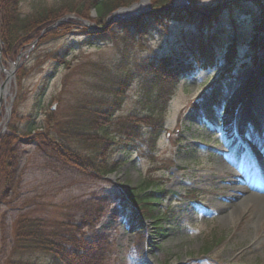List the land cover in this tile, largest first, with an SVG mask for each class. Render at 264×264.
I'll use <instances>...</instances> for the list:
<instances>
[{"label": "rangeland", "instance_id": "374dc122", "mask_svg": "<svg viewBox=\"0 0 264 264\" xmlns=\"http://www.w3.org/2000/svg\"><path fill=\"white\" fill-rule=\"evenodd\" d=\"M59 1L22 0L21 7L27 13L35 3ZM148 1L154 7L153 0ZM196 1L201 7L219 8L224 4L218 0ZM90 15L81 18L68 13L62 17L83 20L88 31L94 29L93 24L104 26L97 23L95 8ZM233 18L239 29H252L251 15L227 10L220 20L234 28ZM192 27L187 22L170 20L152 23L144 33L133 30L134 38L125 39L124 32L118 31L109 40L93 43L87 42L93 34L74 27L65 36L33 43L16 60L4 57L1 42L0 84L7 78L6 70L18 63L9 93L0 102L1 148L7 155L8 146L18 149L10 156L13 163L9 186L0 189V264H6L10 256L15 221L25 214L41 217L67 250H76L80 264H163L165 260L168 264H264V50L255 53L241 45L243 58L234 76L229 75L223 82L217 79L226 63L223 57L211 67L193 60V70L170 86L173 93L154 145H150L146 134L130 145L115 146L111 157L120 160L121 166L105 176L66 159L56 147L62 138H53L52 132H56L50 133L46 125L51 113L59 119L67 118L74 114L77 103L110 98V93L101 91L99 85H108L112 76L122 74L138 61L159 58L174 49L179 52V37ZM64 48L68 49L64 56L67 62L56 70L55 61H44L46 52ZM24 63L31 73L20 89L16 73ZM54 71L40 102L42 79ZM140 77L129 85L115 118L144 115L150 110ZM222 88L217 100L213 99L211 93ZM226 106L236 110L231 132L222 130L220 115ZM34 108L38 115L35 131L21 133L25 125L22 120L16 144L8 143L6 135L13 113L17 119ZM249 111L254 113L253 118ZM115 129L112 131L117 133ZM147 129L143 125V130ZM239 145L246 156L231 161L229 151ZM149 178L155 190H166V196L156 200V215L160 218L136 219L123 188L140 187ZM231 182L245 184L247 191L230 189ZM211 239V247L204 251ZM38 258L47 259L43 254Z\"/></svg>", "mask_w": 264, "mask_h": 264}, {"label": "trees", "instance_id": "16d2710c", "mask_svg": "<svg viewBox=\"0 0 264 264\" xmlns=\"http://www.w3.org/2000/svg\"><path fill=\"white\" fill-rule=\"evenodd\" d=\"M133 1L136 0H61L52 4L38 2L29 12L24 13L21 7L22 0H0V39L3 55L9 60H16L23 49L30 47L36 40L41 43L44 40L65 36L74 27H81L85 33L93 34L87 39L88 43H93L95 40H109L118 31L124 32L125 39L134 38L136 35L134 31L144 33L152 23L164 24L175 20L193 25L179 37V52L174 49L159 58L146 57L122 74L112 76L108 85H99L101 91L110 93V98L77 103L73 107L74 114L67 118L59 119L52 113L47 116L48 131L56 132V134L52 132L53 138L56 136L62 138L56 146L57 149L66 159L79 163L87 171L98 176H105L121 166L120 160H113L111 157L115 146L130 145L144 139L146 134L150 145H154L163 128V115L173 93V87L170 86H175L183 75L193 70V60H199L203 67H211L223 57L226 63L219 73L218 80L223 82L229 75L234 76L233 72L243 58L240 52L243 44L255 53L264 50V0H218V3L224 2L219 8L201 7L196 0H189L192 9L200 7L202 11L196 12L187 8L162 9L136 19L112 22L100 30H86L82 24L83 20H66L47 29L68 13H75L81 18H91L92 8L96 9L97 23L105 25L107 16L114 9ZM172 1L153 0L156 7L169 5ZM221 8L224 13H221ZM227 10L238 15H251L252 29L250 31L239 29L234 18L232 19L234 28L222 23L220 18ZM67 50L64 48L63 51L46 52L44 61H55L56 70L58 65L67 62L64 57ZM29 73L31 71L27 63L18 67L16 73L18 88H22L23 81ZM54 73L55 71L42 79L40 102ZM138 77L141 78V88L150 110L144 115L129 114L124 118H115L117 110L125 100L129 85ZM163 82H171V85L166 86ZM222 91L223 89L214 90L211 97L217 100ZM235 111L234 107L226 106L220 115L226 131H229V127L234 123ZM37 117L35 108L27 116L17 119L16 117L14 119L13 113L7 129V142L11 145L16 144L15 138H18L22 130V120H25V125L24 132L21 133L34 132ZM143 125L149 129L144 131ZM114 127L119 135L112 131ZM3 139V137L0 139V189L4 190L8 188L11 180L10 169L13 161H10V156L14 151L17 152L18 148L8 146L6 153L10 155L3 153L1 148ZM74 141H77V144L73 143ZM152 186L153 179L149 178L145 179L140 187L128 185L123 188L131 205L128 208L136 219L160 218L156 215V200L164 198L166 190L158 187L157 191ZM212 241L211 239L207 242L204 251L211 247ZM156 248L160 249L159 246ZM76 253V250L70 252L66 249L57 234L43 224L41 217L25 214L14 223L13 246L6 264H80L77 261L80 258ZM40 254L47 259L39 260ZM163 264H168V261L165 260Z\"/></svg>", "mask_w": 264, "mask_h": 264}, {"label": "water", "instance_id": "95a60500", "mask_svg": "<svg viewBox=\"0 0 264 264\" xmlns=\"http://www.w3.org/2000/svg\"><path fill=\"white\" fill-rule=\"evenodd\" d=\"M146 3V4H145ZM147 7H145V6ZM145 7V8H143ZM187 8L189 10H193L196 12H199V9H192V7L190 6V2L188 0H173L172 4L170 5H165L163 7H152L149 3L148 0H141L139 2H134L132 3L131 6L129 7H120L118 10L114 11L108 18H107V22L104 26H99V25H95L93 24L92 26L96 29H103L106 26H108V24H110L111 22L121 19V18H134L136 16H138L141 13H152V12H157L160 11L162 9H179V8ZM140 9V10H139ZM136 10V11H135ZM125 11V12H124ZM133 12V13H132ZM64 20H66V17H62L60 18L57 22H55L54 24L50 25L49 27H47V29H51L52 27L59 25L60 23H62ZM46 30V29H45ZM44 30V31H45ZM36 43V42H35ZM0 52H2V47H1V39H0ZM15 65V66H14ZM13 65V68L10 70H6L7 72V78L0 84V93L3 92V90L6 88L7 86V82L9 80H11V77H13L14 71L16 69V67L18 66V63L16 62ZM3 96L0 94V102H1V98Z\"/></svg>", "mask_w": 264, "mask_h": 264}, {"label": "bare ground", "instance_id": "6f19581e", "mask_svg": "<svg viewBox=\"0 0 264 264\" xmlns=\"http://www.w3.org/2000/svg\"><path fill=\"white\" fill-rule=\"evenodd\" d=\"M10 84H11V80H9L8 82H7V86H6V88L3 90V92L2 93H0L3 97L4 96H6V94L7 93H9V90H10ZM261 96H262V99H264V93H262L261 94ZM249 115H250V117L251 118H253L255 115H254V113H252V112H250L249 111ZM245 152V150H244V148H242V146L241 145H239V146H234V148H232V150H230L229 151V157H230V160L231 161H236V160H238V159H242V158H244L245 156H246V154L244 153ZM236 174L238 175V173L236 172ZM237 177V176H236ZM238 178V177H237ZM235 179V181L236 182H240V180L239 179ZM234 183V182H231L230 184H229V188L230 189H234V188H237V189H239V191H247V187H246V185L245 184H243V183ZM229 189V190H230ZM231 191V190H230ZM254 193V192H253ZM254 195V194H253Z\"/></svg>", "mask_w": 264, "mask_h": 264}]
</instances>
